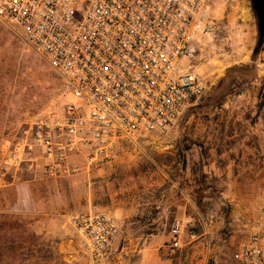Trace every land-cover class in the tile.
<instances>
[{
  "label": "rangeland",
  "instance_id": "obj_1",
  "mask_svg": "<svg viewBox=\"0 0 264 264\" xmlns=\"http://www.w3.org/2000/svg\"><path fill=\"white\" fill-rule=\"evenodd\" d=\"M213 10L225 32L203 40L191 63L206 96L166 135L119 142L101 168L59 179L47 177L40 152L25 142L38 117L61 113L63 82L20 29L0 19V264H86L65 221L84 211L114 220V246L130 243V264H233L264 201V45L254 56L250 0H218ZM246 66L250 79L229 74ZM223 79L229 93L216 107L211 98ZM18 144L21 161L6 167ZM177 222L181 247L167 259L161 249Z\"/></svg>",
  "mask_w": 264,
  "mask_h": 264
},
{
  "label": "built area",
  "instance_id": "obj_2",
  "mask_svg": "<svg viewBox=\"0 0 264 264\" xmlns=\"http://www.w3.org/2000/svg\"><path fill=\"white\" fill-rule=\"evenodd\" d=\"M217 1L0 0V19L20 29L64 85L61 113L38 117L29 143L22 141L40 152L48 178L101 168L119 142L166 135L206 96L191 63L203 40L225 32ZM23 150L18 144L5 166L16 168ZM76 155L79 165L70 161ZM65 221L86 264H130L134 251L128 242L114 246L118 230L108 214L70 213ZM183 232L182 223L172 226L163 257L177 253ZM233 264H264V201Z\"/></svg>",
  "mask_w": 264,
  "mask_h": 264
},
{
  "label": "trees",
  "instance_id": "obj_3",
  "mask_svg": "<svg viewBox=\"0 0 264 264\" xmlns=\"http://www.w3.org/2000/svg\"><path fill=\"white\" fill-rule=\"evenodd\" d=\"M258 38H259V30H258ZM263 45H264V36H263L262 40H260V38L258 39L256 48H255L254 54H253L254 56L260 53V51L263 48ZM236 71L245 72L246 74L243 75V77H245V80L252 78V67L251 66H246V67H243L240 69H237V68L232 69L229 71L230 72L229 74H231V72L233 73ZM225 82H226V79L221 80V82L219 83V85L215 89L214 96L211 98L213 103L215 104L214 106H216V107H218L222 104L224 97L229 93V90L227 89L228 87L225 85Z\"/></svg>",
  "mask_w": 264,
  "mask_h": 264
},
{
  "label": "water",
  "instance_id": "obj_4",
  "mask_svg": "<svg viewBox=\"0 0 264 264\" xmlns=\"http://www.w3.org/2000/svg\"><path fill=\"white\" fill-rule=\"evenodd\" d=\"M251 6L257 19V27L259 30V38L264 36V0H250Z\"/></svg>",
  "mask_w": 264,
  "mask_h": 264
},
{
  "label": "bare ground",
  "instance_id": "obj_5",
  "mask_svg": "<svg viewBox=\"0 0 264 264\" xmlns=\"http://www.w3.org/2000/svg\"><path fill=\"white\" fill-rule=\"evenodd\" d=\"M239 13H240L241 15L246 14V10H245V8L241 7V8L239 9ZM242 19H243V18H242Z\"/></svg>",
  "mask_w": 264,
  "mask_h": 264
}]
</instances>
